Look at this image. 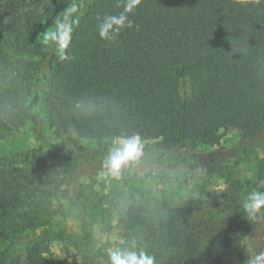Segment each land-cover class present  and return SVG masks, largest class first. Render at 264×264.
<instances>
[{"label": "trees", "instance_id": "1", "mask_svg": "<svg viewBox=\"0 0 264 264\" xmlns=\"http://www.w3.org/2000/svg\"><path fill=\"white\" fill-rule=\"evenodd\" d=\"M123 2L81 0L65 9L59 0H0V144L28 121L61 138L53 149L0 148V235L25 244L1 249L0 264H110L109 251L88 240L72 242L82 263L53 255L57 191L64 182L67 202L80 205L79 178L102 172L114 138L132 134L144 155L129 171L220 173L244 196L221 193L202 206L131 199L117 205L118 248L142 249L155 264H247L264 251V218L244 212L254 189L240 174L242 153L264 148V0H141L129 17L133 29L116 43L101 39V19L119 14ZM57 18L73 27L71 60L41 38ZM228 126L240 145L209 168L200 153Z\"/></svg>", "mask_w": 264, "mask_h": 264}, {"label": "rangeland", "instance_id": "2", "mask_svg": "<svg viewBox=\"0 0 264 264\" xmlns=\"http://www.w3.org/2000/svg\"><path fill=\"white\" fill-rule=\"evenodd\" d=\"M65 9H70L81 0H59ZM51 30L44 28L41 38ZM42 114V104L37 106ZM218 141L215 146L200 153L201 161L209 168L225 156L235 154L239 144V131L233 126H228L217 133ZM61 142V138L45 124L42 134L33 127L31 121L18 129L6 131L1 139L0 148L5 151L26 150L34 146H43L53 149ZM264 160V148L253 147L241 155L240 174L249 181L250 187L259 190L260 182L264 181L260 173ZM139 167V166H137ZM79 181L83 185V198L80 205H72L63 196L64 182L58 187L61 211L55 214L51 234L56 235L52 242V253L62 258L65 262L81 260V252L72 245L73 241H90L95 245V251L107 252L118 248L124 241L123 229L118 223L117 205L126 203L131 199H138L141 195L153 199L167 201H191L202 206L213 195L227 193L244 196L242 187H238L234 178L226 177L220 173L190 174L156 173L149 169L137 172L125 170L119 179L102 175V172L90 176H82ZM216 211V210H215ZM2 220L0 219V227ZM224 228V227H223ZM58 235H62L59 237ZM29 235L25 240L29 239ZM10 245V249L19 251L25 244L15 243L0 235V250ZM99 250V251H97ZM96 261V260H95ZM87 263V262H86Z\"/></svg>", "mask_w": 264, "mask_h": 264}, {"label": "clouds", "instance_id": "3", "mask_svg": "<svg viewBox=\"0 0 264 264\" xmlns=\"http://www.w3.org/2000/svg\"><path fill=\"white\" fill-rule=\"evenodd\" d=\"M141 0H124L123 10L117 15H105L99 25L101 39L116 43L122 30L134 27L129 17L134 13ZM138 27V26H136ZM73 27L67 18H57L55 28L44 34V43L54 45L61 61L71 60L67 49L71 43ZM78 103L77 107H82ZM144 142L139 134L116 137L102 161V175L119 179L123 172L141 161L144 155ZM264 187V181L261 182ZM247 217L251 220L264 218V191H251L242 202ZM110 264H155V258L144 250L135 248H114L108 252ZM247 264H264V251H258L249 257Z\"/></svg>", "mask_w": 264, "mask_h": 264}]
</instances>
